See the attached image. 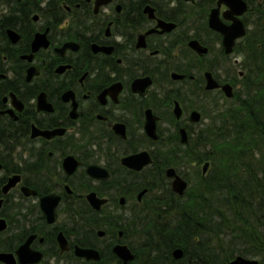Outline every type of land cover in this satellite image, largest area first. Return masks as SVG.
Listing matches in <instances>:
<instances>
[{
	"label": "flooded vegetation",
	"instance_id": "obj_1",
	"mask_svg": "<svg viewBox=\"0 0 264 264\" xmlns=\"http://www.w3.org/2000/svg\"><path fill=\"white\" fill-rule=\"evenodd\" d=\"M217 1L0 0V264H8L3 254L11 264H92L121 244L133 253L131 232L120 228L114 210L130 203L133 217L161 185L171 191L168 168L187 190L184 169L190 167L182 159L165 166L159 182L160 161L198 145L204 112L214 103L208 96L226 98L221 88L205 89L204 74L229 84L234 94L232 67L239 62L230 56L246 47L248 7L240 16L246 33L225 54L223 36L208 25L215 8L221 23H231L223 17L229 8ZM191 41L206 53L199 55ZM215 66L230 67L220 77ZM173 73L183 78L173 79ZM145 78L150 84L140 94L133 83ZM187 95L195 97L194 106H186ZM146 111L156 118L155 139L144 130ZM192 111L199 121L189 120ZM140 152L150 163L139 171L122 163ZM88 167L105 177H92ZM207 169L201 167V174ZM148 182L158 188L141 187ZM89 193L105 202L93 208ZM51 195L58 198L52 213L41 208ZM77 248L97 251L100 260L76 257ZM106 264L116 262L108 256Z\"/></svg>",
	"mask_w": 264,
	"mask_h": 264
},
{
	"label": "trees",
	"instance_id": "obj_2",
	"mask_svg": "<svg viewBox=\"0 0 264 264\" xmlns=\"http://www.w3.org/2000/svg\"><path fill=\"white\" fill-rule=\"evenodd\" d=\"M245 1L247 14L257 17L242 50L241 91L230 98L237 110L218 115L213 131V123L202 129L197 146L190 143L182 155L168 152L160 161L159 182L163 168L179 166L181 159L193 174L184 176L189 186L183 198L161 185L144 210L119 222L135 238L129 245L133 264H225L236 255L258 256L264 264V0ZM204 162L209 166L202 175ZM141 187L158 188L150 182ZM176 248L183 251L178 260L171 255ZM108 256L120 264L113 254L92 264H106Z\"/></svg>",
	"mask_w": 264,
	"mask_h": 264
},
{
	"label": "water",
	"instance_id": "obj_3",
	"mask_svg": "<svg viewBox=\"0 0 264 264\" xmlns=\"http://www.w3.org/2000/svg\"><path fill=\"white\" fill-rule=\"evenodd\" d=\"M220 4H224L229 8L226 12H224L223 17L227 20H231V23L228 26L227 25L225 26L223 23H221L217 15L218 8H215L210 11L208 25L212 30L219 32L223 36L222 47L224 49V53L229 54L232 51L235 39L244 36L246 33L245 27L243 25L242 20L240 19V16H242L246 12L247 4L244 0H218L217 6H219ZM189 45L192 47L193 50H195L201 56L206 53V48L200 46L196 41H191ZM172 78L180 79V78H183V76L173 73ZM204 78H205V89L206 90L221 88L226 98L233 97L232 88L229 84L219 85L217 81L213 79V77L211 76L209 72H206L204 74ZM149 84H150L149 79L145 78V79L136 80L133 83V86L135 85V91L142 94L144 87H146ZM173 113L175 117L178 119L181 114V110L177 103H175ZM189 120L191 122L199 121V114L196 111H192L190 113ZM155 121H156V118L151 114V112L146 111V121H145L144 130L147 135H149L151 138H154V139L156 138L155 133H154L155 132ZM39 133H45V132H39ZM55 133L57 132L50 133L49 135H47V137H51ZM180 133H181L180 142L185 143L186 133L183 130H181ZM66 160H68L69 162L67 161L65 163L64 169L67 174H70L73 171L74 163L71 164L69 158ZM122 163L131 169L139 171L140 169H142L143 166L150 163V158L146 152H140L133 156L122 159ZM207 166H208V163L205 162L202 166L203 173L206 171ZM87 172L94 178L105 177V174L102 175L103 172H101V170L98 169L97 167H88ZM165 175L167 178L171 179V183H170L171 191L178 197H182L187 187L186 181L183 180L180 176H178L175 173L173 168L166 169ZM142 193L143 192L138 194V198H140ZM57 199L58 198L53 195L43 198V200L41 201V208L44 211L48 210L49 208V211L52 213V209L55 206ZM86 199L91 204V206L95 209H98L99 206L105 202L104 199H98L94 193H89L86 196ZM121 202H123L122 199H120V203ZM75 251L76 252L74 255L76 257L84 258L87 261H99L100 260V254H98L97 251L95 250L77 248ZM113 252L115 253L114 255L120 260L121 264H128L134 258L133 253L130 251V249L126 245H122V244L115 245L113 247ZM23 255H25L26 258L28 259L33 258L36 260L40 256V254H38V256L35 254H29V255L23 254ZM171 255L173 259L178 260L182 258L183 251L180 248H176L172 251ZM19 256H22V255L19 254ZM1 259L6 263L11 264V262H9L10 260L9 255L3 254L1 255ZM225 264H259V261L255 258H248V257H244L241 255H236L235 257H233L231 260H229Z\"/></svg>",
	"mask_w": 264,
	"mask_h": 264
},
{
	"label": "rangeland",
	"instance_id": "obj_4",
	"mask_svg": "<svg viewBox=\"0 0 264 264\" xmlns=\"http://www.w3.org/2000/svg\"><path fill=\"white\" fill-rule=\"evenodd\" d=\"M252 1V0H251ZM255 5V2L252 1ZM256 17H257V14L256 13H251L250 15L247 14V24H248V29L251 31L254 29V23H255V20H256ZM239 49V48H238ZM237 49V50H238ZM235 51L231 56H230V62H232L233 59H237L238 60V65H235L232 67V72H234V78L236 79L237 82H234L236 83V86H235V93L236 95H239V91L240 88H241V84H240V78L243 76L241 75V77L239 78L238 75H237V72L238 71H242V54L243 52L241 50H238V51ZM210 58V56L208 57ZM241 65V66H239ZM230 67V66H229ZM228 66H215V69H216V74L219 75L220 77H224L225 74L227 75L226 71L228 70L229 68ZM244 73V72H243ZM242 73V74H243ZM178 84H176L175 86H177ZM241 93V92H240ZM188 97H182L184 99V102H187L186 106L187 107H190V106H194L196 104L195 102V97L194 96H189L187 95ZM215 98V100L213 99ZM207 101H210V102H214L212 106H210L209 109H206V111L204 112V122L201 123V126H200V129H204L205 127H209L208 125L210 123H213L214 127L210 129L213 131V129H215L216 125H219V118L220 116L218 117V115H222L223 113L222 112H225V111H229V110H237V104H235L234 102H232L229 98L226 99V101H224L223 98H220V97H216V95H211V96H208V99ZM228 109V110H226ZM225 114V113H224ZM207 117V118H206ZM217 121V123H216ZM198 142V141H197ZM202 167V164L199 165V169H201ZM184 173H186L188 175V177H191L192 176V169L190 168H185L184 169ZM143 178V177H142ZM130 203H127V206L125 209L121 210V209H117V210H114V213H117V215L120 216V221L121 220H125L126 218H130L131 217V212L129 211V207H130ZM128 241V244H132V246L135 244V238H131L127 240ZM248 258H255L257 259L258 261H260V258L258 256H254V257H249ZM134 262L132 261V264Z\"/></svg>",
	"mask_w": 264,
	"mask_h": 264
}]
</instances>
